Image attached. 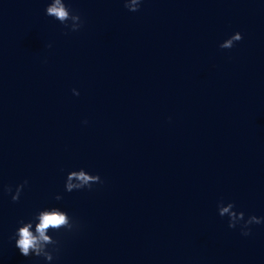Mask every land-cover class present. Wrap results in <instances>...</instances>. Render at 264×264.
I'll return each mask as SVG.
<instances>
[{
    "label": "water",
    "instance_id": "95a60500",
    "mask_svg": "<svg viewBox=\"0 0 264 264\" xmlns=\"http://www.w3.org/2000/svg\"><path fill=\"white\" fill-rule=\"evenodd\" d=\"M48 2L0 0V264H45L12 237L47 207L79 224L48 264H264L217 212L264 217V0H64L76 32Z\"/></svg>",
    "mask_w": 264,
    "mask_h": 264
},
{
    "label": "clouds",
    "instance_id": "9594fccd",
    "mask_svg": "<svg viewBox=\"0 0 264 264\" xmlns=\"http://www.w3.org/2000/svg\"><path fill=\"white\" fill-rule=\"evenodd\" d=\"M142 0H123L124 7L130 12L139 10ZM45 15L52 17L60 22L71 32L79 31L83 21L81 17L72 12L64 3V0H49L45 7ZM242 36L239 32L232 34L219 44L221 49H230L235 42H239ZM73 95H79L76 89H72ZM86 123V121H85ZM27 180L18 184L13 192L9 186L4 187L6 193H11V200L17 202L20 198ZM103 181L99 175H93L86 172L83 168L73 170L67 173L64 190L72 192L73 190L89 189L93 185L102 184ZM59 201L62 199L60 195L54 197ZM234 205L229 202L217 204V212L221 217H228V227L235 228L240 224L241 235L248 236L250 234V225L261 224L264 222V217L250 215L247 219L244 218L243 212L233 211ZM18 227L13 232L14 245L19 253L24 257L34 256L42 258L45 264L54 259V253L59 252V241L50 236L49 232H59L63 229L65 232H74L79 229V224L73 218L58 207H47L38 210L33 214L31 219L25 221L23 219L17 221Z\"/></svg>",
    "mask_w": 264,
    "mask_h": 264
}]
</instances>
